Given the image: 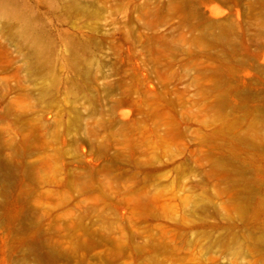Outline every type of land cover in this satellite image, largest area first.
Listing matches in <instances>:
<instances>
[{"label": "rangeland", "instance_id": "obj_1", "mask_svg": "<svg viewBox=\"0 0 264 264\" xmlns=\"http://www.w3.org/2000/svg\"><path fill=\"white\" fill-rule=\"evenodd\" d=\"M0 264H264V0H0Z\"/></svg>", "mask_w": 264, "mask_h": 264}]
</instances>
